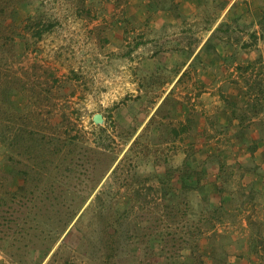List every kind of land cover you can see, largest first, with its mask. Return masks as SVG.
<instances>
[{
	"label": "rangeland",
	"instance_id": "374dc122",
	"mask_svg": "<svg viewBox=\"0 0 264 264\" xmlns=\"http://www.w3.org/2000/svg\"><path fill=\"white\" fill-rule=\"evenodd\" d=\"M12 4L11 12L0 11V169H6V182H11L10 157L17 155L11 144L16 129L22 130L26 162L34 147L56 157L52 149L69 134L78 135V146L74 151L62 147L40 197L27 202L17 219L19 227L31 228L20 243L35 240L38 245L21 258L0 249V264H191L193 246L204 255V264H264V76L257 77L264 66L217 88L203 84L211 87L205 95H216L219 103L204 107L202 122L191 100L200 93L198 85L190 77L180 79L155 118L136 132L162 85L133 79L151 69L150 58L164 65V77L172 79L181 54L164 46L177 48L183 36L163 35L162 28L150 26L144 20L146 5L138 0ZM262 22L233 21V57H248L245 45L250 44L253 59L262 58ZM224 46L231 49L230 42ZM236 69L246 72L243 66ZM225 74L226 69L219 75ZM229 101L246 115L241 126L225 125ZM95 113L102 114L101 123L94 122ZM220 115L224 120L218 123ZM160 116L168 124L158 126ZM181 119H189V131L174 138L169 130ZM189 152L192 165L203 173L200 184L185 193L175 178L163 186L158 175L168 166H181ZM170 195L166 198L186 212L172 224L164 212L168 203L161 199ZM62 227L45 252L48 232ZM162 238H172L177 248L162 246Z\"/></svg>",
	"mask_w": 264,
	"mask_h": 264
},
{
	"label": "crops",
	"instance_id": "0c3cea01",
	"mask_svg": "<svg viewBox=\"0 0 264 264\" xmlns=\"http://www.w3.org/2000/svg\"><path fill=\"white\" fill-rule=\"evenodd\" d=\"M138 3H144L146 5L147 13L145 15L142 11V15H145L144 20L148 21L150 26L159 30L162 28L163 35H168L170 37L178 36L179 39L180 36H183V40L182 44L180 42L177 48L173 45L164 46L166 49H168V47L171 48L170 50L172 52H179L181 54L179 61H176L174 64L178 69L172 79L168 77L166 79L164 77V65H160L157 61L152 62V58L148 59L149 62H147V65H150L151 69H146L145 75L142 76V73H140V75H136V78L133 79L134 83H142L145 81L148 84L162 85L160 89L161 94L156 96L154 98L156 101L148 107L149 111L141 118L140 124H138L135 129L136 132L140 131L143 126L148 124L152 117L155 118L157 114L156 111L170 92L171 85L180 81V79L190 77L193 83L198 85V92L200 93L192 97L191 100H195L196 107L200 110L198 112L201 118L200 122H202V118L207 116V114H203L206 113L204 112V110H206L204 107L207 106V109H210L209 107L219 103L216 95H205L210 94V91H206L211 88L210 86L213 87L214 85V88H217L225 81H228L230 77L233 78V76H238V74L245 75V73L251 75L249 72H251L252 68L256 70L264 66V47H261L262 58L258 59V62H256L253 59L254 57L251 56L253 48H250V44H246L245 46L248 47V55L245 56L248 57H243L244 59L241 60L238 56L233 57L232 55L235 52L234 45L236 43L233 38H231V35H229L233 32L234 20L254 19L259 25L262 24V21H264V0H138ZM220 24H222V28L218 27ZM193 25H195L196 28H192L191 30ZM256 28L258 29L257 24ZM252 33L259 34V31H254V29H252ZM194 37H197L196 42L192 40ZM229 42L231 44V49L224 46L225 43ZM140 48L142 47H137L138 50ZM189 51L191 54H189ZM242 62L243 65H241ZM143 64L144 62L138 63V68L142 69ZM239 66L245 67L246 72H239L236 69ZM166 67L171 68V63L168 64L167 61ZM222 69H226V74L224 76L219 75L224 71ZM193 70H196V72ZM231 72H233V74ZM229 74L231 76H229ZM261 75L264 76L263 72H260L257 77L261 78ZM203 84L210 86L203 87ZM139 92L138 93L141 94L142 88H140ZM245 93L247 97L251 96L250 90L249 92L246 90ZM212 98L214 99L212 100ZM244 98L245 97H243V100ZM140 99L142 100V95ZM248 99L249 98H247L246 101ZM205 100H212V102L207 105ZM198 103H200V105ZM202 108L204 109L202 110ZM261 110L258 109L254 114L257 116ZM218 114H220V108L217 109V116ZM224 115H226L228 119L225 125L229 123L230 125L232 124V126H241L242 121L240 122L237 116H231L232 108L230 106L225 110ZM160 118L161 119L158 120L165 121L164 117L160 116ZM182 119L181 121L184 122ZM223 120L224 119L220 115L217 122L219 123V121ZM203 125L202 127L207 126L205 123Z\"/></svg>",
	"mask_w": 264,
	"mask_h": 264
},
{
	"label": "trees",
	"instance_id": "16d2710c",
	"mask_svg": "<svg viewBox=\"0 0 264 264\" xmlns=\"http://www.w3.org/2000/svg\"><path fill=\"white\" fill-rule=\"evenodd\" d=\"M13 2L14 0L11 1L9 0V2L0 0V11L5 9H10L11 12V10H14L12 4ZM37 34L41 35V32L39 31ZM0 40L3 39L0 38ZM53 82L59 83L61 82V79L57 77H53ZM228 104L232 108L231 116L232 117L237 116L241 122L246 115L244 113L238 114L236 112L235 104L233 101H229ZM157 123L158 126L161 127L163 125L168 124L166 123V121H162V120H158ZM177 124H180V126H177ZM177 124L173 123L169 130L174 138L181 136L182 132L184 131L187 130L189 131V126H190L189 119H187L186 122L180 120L177 122ZM21 136H22V130L20 128L16 129V132L14 133V138L11 142L17 154L15 157H10V169H9L10 171L9 175L11 176L10 181L13 182V185H16L15 188H12L11 182L10 183L9 181L6 182V180L8 179V177L5 176L4 174V171L6 169H2V168L0 169V172L3 174L2 185L4 186V192H3L4 195L3 194L0 195V249H2L7 253L11 251V253L14 256H16V258H19L20 255L24 253L23 252L24 250H29L30 248H34L35 246L38 245L35 242V240L32 239H30L32 240L31 241L32 244L28 243L29 241L20 243V240L23 239L24 235H27L31 232L30 231L31 228L26 226L19 227L17 223V219L21 218V215H23L26 212L24 208H26L27 202L36 200L37 197L38 198L40 197L39 188L42 183L46 182V180L52 176L51 175L53 171L52 169L56 165L55 162L58 158L59 152H61L63 156L62 147L65 146L66 144L71 146L69 150L74 151L75 147L78 146L77 145L78 135L69 134L67 138H63V139L59 138L60 141L59 145L52 149V152L54 154L57 153L56 157L54 156L47 157L45 155V151L43 148L37 149L36 147H34V151L31 153V155L29 156V160L26 162L22 158L23 151L21 150L20 147ZM25 148H29V146ZM29 151L30 150H28L27 152ZM190 155H191L190 152L187 153L186 158L181 166L175 168H172L170 166L166 167L164 174L158 175L159 182L163 186H165L166 181L175 178V180L180 183L179 188L180 191L183 193L187 192L190 188H196L200 184V180L202 178L203 173L200 169L192 165ZM62 156H60L59 158L61 159ZM168 175L170 176L168 177ZM218 188L219 190L222 191L224 190V185L222 183H219ZM166 197L171 198L173 196L172 195H170V197L161 196L162 201L168 203L166 207V211L164 212L166 218L168 217V221H170V223L172 224L173 222L181 220L180 218H178V216L185 215L186 212L185 209L183 210L181 206L178 207L172 201H169L168 198ZM6 198H9V200ZM184 201H186V198L184 199ZM180 204H182L181 200H180ZM217 209L220 208H213L212 211H216ZM213 216L215 217V215ZM218 217L221 218L222 216H220L219 214ZM14 224L16 228L14 227ZM65 228L66 227H62L60 229L54 228L48 232L47 240L49 241L51 239L50 240L51 242L48 245H46L45 252L49 251L52 243L55 241L54 240L55 237L58 236L61 231H64ZM172 238L170 239V241L162 238L160 240L161 241L160 243L162 244V246L167 244H173V246L171 247L177 248L175 247L177 243L171 242L173 240ZM194 247L195 246L190 247L191 264H204V255L201 254L200 252H197V250ZM257 247H259L258 244L256 248Z\"/></svg>",
	"mask_w": 264,
	"mask_h": 264
},
{
	"label": "water",
	"instance_id": "95a60500",
	"mask_svg": "<svg viewBox=\"0 0 264 264\" xmlns=\"http://www.w3.org/2000/svg\"><path fill=\"white\" fill-rule=\"evenodd\" d=\"M93 120H94V122H96V123H101V122L103 121V116H102V114H101V113H95V114L93 115Z\"/></svg>",
	"mask_w": 264,
	"mask_h": 264
}]
</instances>
